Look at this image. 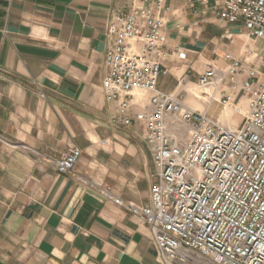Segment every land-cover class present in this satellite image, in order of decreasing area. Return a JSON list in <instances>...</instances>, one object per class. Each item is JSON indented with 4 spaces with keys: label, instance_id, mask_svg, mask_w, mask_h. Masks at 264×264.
Returning a JSON list of instances; mask_svg holds the SVG:
<instances>
[{
    "label": "crops",
    "instance_id": "crops-1",
    "mask_svg": "<svg viewBox=\"0 0 264 264\" xmlns=\"http://www.w3.org/2000/svg\"><path fill=\"white\" fill-rule=\"evenodd\" d=\"M164 3L158 90L187 85L200 97L199 75L208 64L224 70L226 55L264 72V63L247 55L264 39L253 41L242 20H220L212 2ZM132 4L140 2L0 0V264H161L147 226L77 180L109 187L137 206L149 199L155 167L143 127L113 121L116 102L101 86L108 20ZM243 77L204 87L211 104H221V92L238 102ZM132 93L144 103L149 95ZM190 94L180 92L183 102ZM247 109L242 98L225 104L221 115L234 126ZM72 144L81 150L72 173H57L40 159L58 158Z\"/></svg>",
    "mask_w": 264,
    "mask_h": 264
},
{
    "label": "built area",
    "instance_id": "built-area-1",
    "mask_svg": "<svg viewBox=\"0 0 264 264\" xmlns=\"http://www.w3.org/2000/svg\"><path fill=\"white\" fill-rule=\"evenodd\" d=\"M139 2L108 20L101 86L106 100L116 102L113 121L143 127L155 167L148 202L137 206L109 187L77 180L145 224L161 264H264V72L245 57L226 55L224 70L208 64L199 75L202 87L221 77L235 85L244 76L238 90L248 109L235 127L184 107L177 94L156 88L168 7L164 0ZM198 2H212L222 21L242 20L253 41L264 39V0ZM251 54L264 63V47L248 48ZM134 90L149 92L147 101L134 100ZM220 100L231 102L223 92ZM80 154L72 144L58 158L40 159L68 174Z\"/></svg>",
    "mask_w": 264,
    "mask_h": 264
},
{
    "label": "rangeland",
    "instance_id": "rangeland-1",
    "mask_svg": "<svg viewBox=\"0 0 264 264\" xmlns=\"http://www.w3.org/2000/svg\"><path fill=\"white\" fill-rule=\"evenodd\" d=\"M197 86H199L200 87V97L199 96H197V95H194V94H190L188 91H187V88H186V86L187 85H185L184 86V89L183 90H181V88L178 90V91H176V92H172V93H175V94H177L178 95V97H179V99H180V101H181V103L183 104V106L184 107H186V108H189V109H192V110H195V111H197V112H201V113H204L205 115H207L208 117H210V118H212V119H214V120H216L218 123H220V124H222V125H224V126H229V127H235V126H237V125H239L240 124V122H241V120H242V117H243V115H240L239 116V120H238V122H237V124L236 125H232V124H235L234 123V119L233 118H231V119H229L228 121L226 120V119H224L223 117H222V110L224 109V107H225V104H222V102H221V104H219L218 106H213L212 104H211V102H210V100L212 99V97H213V94L211 93H208L206 90H204L205 88L204 87H202V86H200L198 83L196 84ZM210 86H212V85H210ZM208 87V86H207ZM180 92L181 93H185V92H187L188 94H190L191 95V97L192 98H190V100L188 101V100H186V102H183V100H182V98H181V96H180ZM242 96V97H241ZM241 99L242 98H246L245 97V95L243 96V94L241 93ZM239 97V98H240ZM203 98H208V100H206V102H205V100H203ZM240 99V100H241ZM247 99V98H246ZM194 100H195V102H194ZM239 100V101H240ZM202 101H204L205 103H203L202 105H201V103H202ZM238 101V102H239ZM201 102V103H200ZM237 101H234V102H229V103H232L233 105H235V104H237L238 103ZM195 104H199V107H197V106H195ZM211 104V105H210ZM204 105V106H203ZM209 106V107H208ZM206 107H208V108H214L213 109V111H212V113H211V111L210 112H206ZM215 107H216V109H215ZM212 114V115H211ZM230 123V124H229Z\"/></svg>",
    "mask_w": 264,
    "mask_h": 264
},
{
    "label": "bare ground",
    "instance_id": "bare-ground-1",
    "mask_svg": "<svg viewBox=\"0 0 264 264\" xmlns=\"http://www.w3.org/2000/svg\"><path fill=\"white\" fill-rule=\"evenodd\" d=\"M227 110H228V108H227ZM234 123H236V121H234Z\"/></svg>",
    "mask_w": 264,
    "mask_h": 264
}]
</instances>
